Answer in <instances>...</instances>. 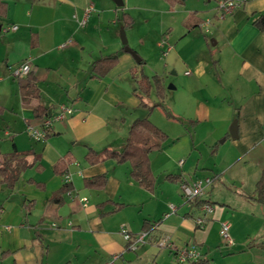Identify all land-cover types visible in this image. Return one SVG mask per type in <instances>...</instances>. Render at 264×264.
Listing matches in <instances>:
<instances>
[{
	"label": "crops",
	"instance_id": "obj_1",
	"mask_svg": "<svg viewBox=\"0 0 264 264\" xmlns=\"http://www.w3.org/2000/svg\"><path fill=\"white\" fill-rule=\"evenodd\" d=\"M5 1L7 12L0 17V151H10L13 146L18 150L32 148L39 153L43 169L23 171L11 191L3 188L0 181V250L10 251L0 258V264H108L113 256L116 257L110 264H183L175 260L169 248L150 240L134 250L125 247L120 227L136 232L143 229L144 220L150 222L154 236L166 235L177 246H196L201 258L206 259L202 264H264V205L248 196L264 167V31L251 23L253 14L264 11V0H242L228 13L219 11L216 0H203V5L197 0L199 5L193 10H198L197 17L202 21L191 28L182 22L188 13L183 10L179 19L181 35L175 47L168 45L162 53L165 57L172 49L174 59L165 57L163 66L189 59L194 76L167 87L166 75L160 72L165 86L163 106L168 110L167 90L176 93L180 88L170 104L182 114L181 118L195 115L197 120L211 122L219 135H225L228 124L236 118L237 138H233L232 145L236 155L230 159L225 152L219 153L218 159L226 163L212 174L197 171L198 165L192 174L185 172L186 159L180 157V171H165L160 182L152 171V191L132 179L127 161L118 164L107 159L90 164L84 159L87 147L120 149L130 122L136 118L134 111L142 106L131 90L135 80L129 72L138 61L122 49L118 40L105 42L102 35L101 17L114 13L112 2L107 0L103 9L102 0ZM89 5L94 9L80 25L84 8ZM194 21L195 17L189 23ZM10 25L16 28L3 30ZM172 30V26L166 29L168 35L164 39ZM193 33L203 34L200 51L206 52L202 59L200 51L191 58L189 51H182L183 44L193 39ZM155 45L159 46V42ZM103 49L104 54L117 52L118 62L104 77L92 78L91 61L103 54ZM140 56L146 66L145 57ZM24 61L31 65V75L48 114L59 103L74 108L72 115L54 122L49 134L40 140L26 130L28 125L38 126L41 122L31 108L22 104L19 90L27 77L14 76L10 70ZM190 73L188 69L184 71L185 75ZM196 87L202 94L194 93ZM147 102L152 105L148 99ZM221 107H226L222 115ZM113 109L120 115L118 124H114L117 118L109 123L110 114L106 111ZM144 109L150 113L147 107ZM104 138L108 140L103 142ZM226 138L227 135L220 143ZM220 143L210 147L214 157L218 156ZM163 150L162 145L159 151ZM66 152L73 155L74 161L68 164L66 174L54 173L55 162ZM163 155V169L169 170L170 164ZM102 172L108 174L102 188L84 186L85 177ZM221 172L226 177L221 185L232 191L226 200L218 197L212 185ZM168 173L179 174L183 183L204 176L213 178L199 197L213 207L202 225L194 223L196 216L205 213L202 204H197L195 198L185 199L181 183L165 179ZM28 178L43 182L44 186L38 187ZM64 182H69L71 188L63 193L61 203L52 202V192ZM105 200L111 201L98 205ZM169 203L176 208L163 217ZM223 221L230 224L231 244H226L220 234Z\"/></svg>",
	"mask_w": 264,
	"mask_h": 264
},
{
	"label": "rangeland",
	"instance_id": "obj_2",
	"mask_svg": "<svg viewBox=\"0 0 264 264\" xmlns=\"http://www.w3.org/2000/svg\"><path fill=\"white\" fill-rule=\"evenodd\" d=\"M123 1V7L117 6L113 0H109V2H112V7L114 8V13H104L101 17V28H102V35L104 38V41H111L113 39L118 40L119 45L121 44L120 39V30L122 28V20L121 15L123 12H129L133 16V22L131 26L127 29H124L125 36L127 39V44L130 46L134 51H136L137 55H143L146 59L147 65L144 66L143 64V70H145V73L147 71V74H159L160 72L164 71V74L166 75V86L168 87L170 84L175 86V81L179 84H181L185 79V77H191L194 76V71L191 70L190 63L191 60H186L185 63L182 61H175V64H167L165 67L163 66V63L165 61V57L168 58V60H172V58L175 55L174 50L167 51V55L164 57L162 56V51L167 50L168 45L171 47H175L176 40L181 35V24L179 22V19L181 18L182 12H191L195 7H198L197 0H184V3L181 5L176 6V9L169 10V5L166 0H122ZM107 0H102L100 3V6L105 9L108 5ZM201 4L203 5V0H201ZM185 10V11H183ZM188 13L186 15H188ZM116 14V15H115ZM172 26V31L170 33V36L166 39H164L168 35V33H165L166 29ZM128 30V32H127ZM204 31H202L203 33ZM164 33V35L162 34ZM200 33H193V39L189 42H186L183 44L182 51H189V56H192L194 52L200 51V46L204 43L203 40V34L207 35L205 32L203 34ZM162 35V36H161ZM164 45L163 46H156V41L163 40ZM108 44V43H107ZM179 45L181 42L178 43ZM210 48H213L212 42L209 41ZM179 47V48H180ZM192 49V50H191ZM103 54L105 53V50H102ZM122 51V49H120ZM206 52V51H205ZM205 52L201 50L199 52V57L202 59L205 55ZM194 55V54H193ZM141 57V56H140ZM191 58V57H190ZM193 58V57H192ZM172 63V62H170ZM189 70L191 73L189 75H185L184 71ZM175 71V73H174ZM165 78V77H164ZM136 86V83H133V87ZM198 87V86H197ZM194 88V93L196 94H202L200 88ZM133 89V88H132ZM131 89V90H132ZM180 88L177 89L176 93L174 90L169 91L168 98L166 100L167 102V109L170 111V113L173 114V117H167L164 114V111L161 107H154L150 110V113H148V110H145L144 107L139 106L136 111H134L135 117H143L145 114L149 116V118L156 123L161 129H163L167 133V139L163 142L164 150L163 153L166 156L167 162L170 164L169 170H164L162 161L164 160V155L161 151H153L149 154V163L152 171L157 177L158 182L161 180V176L165 171H173L178 172L180 171L179 166H177V160L181 157L182 159H186L184 171L192 174L193 170H195L196 165L198 167L197 171L204 173H211L215 171L214 173H217L221 167H223V163L221 162L219 157V153L223 155V152L227 154V156L232 159L236 153L232 147L233 139L229 133L228 126L226 129L227 138L224 142L220 143V140L224 138V134H218V131H214L216 125L213 123H204L202 120H197L195 118V115L191 118H181V113L177 112L175 108H173L171 103V100L175 95H177L180 92ZM204 94V93H203ZM150 103H157L158 99L154 93V91L151 93V95L147 98ZM226 107H221L220 115L224 114ZM186 109V108H184ZM110 114V124H113L115 122V118H117L116 122L114 124H118L120 122V115L119 113L113 109V110H107ZM234 118V117H233ZM232 118V119H233ZM229 125V124H228ZM111 129H114V126H109ZM108 138H104L102 141H107ZM97 142L101 144L100 138L97 139ZM213 143H220V151L218 152V156L214 157L215 154H210V147ZM97 144V145H99ZM172 148L170 152L166 149ZM181 161V162H180ZM179 163H182L183 160H180ZM223 172H221L220 178L218 179V176L215 177V181L212 184L214 187V190L219 195L218 197H221V199L226 200L227 196H231L230 191L226 186L221 185L226 177L225 174L222 175ZM18 182V181H17ZM18 184V183H17ZM18 187V185H17ZM225 194H227L225 196ZM15 196H18V193H16ZM221 200V201H224ZM182 209L180 212H182Z\"/></svg>",
	"mask_w": 264,
	"mask_h": 264
},
{
	"label": "trees",
	"instance_id": "obj_3",
	"mask_svg": "<svg viewBox=\"0 0 264 264\" xmlns=\"http://www.w3.org/2000/svg\"><path fill=\"white\" fill-rule=\"evenodd\" d=\"M169 8L175 5H181L184 0H166ZM7 3L5 0H0V17L6 15ZM198 10H193L186 15L182 22L187 25L188 28L196 27L202 21L197 17ZM195 17L193 23H189L190 20ZM122 28L127 29L133 22L132 16L128 12H123L121 15ZM251 23L257 27L260 31H264V11L252 15ZM124 50V46L122 45ZM215 62V60H213ZM118 62V53L112 52L108 54H101L94 58L90 64V77L102 78L107 72ZM143 59L136 63L135 66L129 69L131 77L135 80L136 86L132 89L133 94L139 99V104L147 107L151 110L154 107H161L165 116L173 117V114L166 110L163 106L165 98V86L163 84L162 77L159 74L147 75L142 70ZM27 80L20 86V95L22 104L31 108L33 115L36 118H42L48 114V107L44 106L40 100L39 90L34 83V78L29 72ZM151 91H154L158 101L153 105H149L147 98L150 96ZM3 108L0 107V111ZM49 132L46 134V136ZM167 133L161 129L156 123H154L148 115L143 117L134 118L128 127L127 135L124 143L120 149L112 147H104L100 150H95L91 147H87L84 154V159L87 163L93 164L96 162L105 161L107 159H113L116 163L129 162L130 171L129 174L141 187L147 191H152L155 186V175L152 172L149 163V154L153 151H159L162 148L163 142L167 139ZM39 153L35 152L32 148L25 150H18L15 146L10 151H0V181L3 188L11 191L17 181L19 180L21 173L27 169L35 168L36 170H42L43 165L40 160ZM74 158L70 152H66L63 156L57 159L53 166V172L56 174L64 175L68 171V164L73 162ZM107 172H102L96 175L88 176L83 179V184L90 188H102L107 180ZM165 179L170 181L182 182V178L179 174L168 173L165 175ZM28 182H34L38 187H43V182H37L31 178L27 179ZM71 188L69 182H64L60 187L54 190L50 196V200L54 203H61L63 201V193ZM247 195V194H246ZM260 204L264 205V167L260 170V174L255 181L252 192L248 195ZM107 201L98 203L102 205ZM197 204H204L206 200L195 198ZM117 206H122L121 203H116ZM151 226L147 220L143 221L142 228L147 229ZM8 250H0V258L9 254ZM206 259H198L191 264H202Z\"/></svg>",
	"mask_w": 264,
	"mask_h": 264
},
{
	"label": "built area",
	"instance_id": "obj_4",
	"mask_svg": "<svg viewBox=\"0 0 264 264\" xmlns=\"http://www.w3.org/2000/svg\"><path fill=\"white\" fill-rule=\"evenodd\" d=\"M242 0H216V6L221 13H228L231 12L234 8L240 6ZM94 7L92 5L87 6L84 8L83 16L79 20V24L83 25L87 16ZM16 28V25H10L3 27L4 31L13 30ZM164 40L159 41V46H163ZM168 49V48H167ZM166 50L162 51L165 54ZM11 74L18 77H24L31 71V65L28 61L20 62L10 67ZM74 108L71 104L67 103H59L55 106L54 110L41 118V122L38 126L28 125L26 130L28 134L34 138L35 140H40L46 137V134L50 131L51 126L54 122L63 120L68 116L72 115ZM181 162V161H180ZM211 176H204L201 178H196L191 182H185L180 185L182 196L185 199H192L196 197H200L203 195L205 188L212 182ZM169 210L163 214V217H167L171 212H173L176 206L172 203L168 205ZM202 209L205 212L201 216H196L194 218V223L196 225H202L206 218L208 217L207 214L212 212L213 207L210 203L202 204ZM54 225V223H52ZM7 229L10 226H6ZM230 224L226 221H223L220 226V234L222 238L225 240L226 244H231L232 239L229 232ZM120 234L126 241L125 247L131 250L137 248V246L141 243H144L147 240L153 241L157 246L167 247L174 253V258L176 261L183 263V264H191L198 259L201 258L202 254L200 250L194 246L185 244L182 246H177L168 239L166 235L154 236L150 228L142 229L136 232L130 231L125 226H121L119 229ZM113 256L112 259L109 260L108 264L112 263L114 260ZM148 264H153L148 263Z\"/></svg>",
	"mask_w": 264,
	"mask_h": 264
},
{
	"label": "water",
	"instance_id": "obj_5",
	"mask_svg": "<svg viewBox=\"0 0 264 264\" xmlns=\"http://www.w3.org/2000/svg\"><path fill=\"white\" fill-rule=\"evenodd\" d=\"M118 6H121L123 1L122 0H113ZM120 39L121 43L124 46V50L131 53L132 56L135 58L136 61L140 60V57L137 55V53L127 44V39L125 36L124 28H121L120 30ZM229 133L232 138H237V119L234 118L231 120L229 127H228Z\"/></svg>",
	"mask_w": 264,
	"mask_h": 264
}]
</instances>
